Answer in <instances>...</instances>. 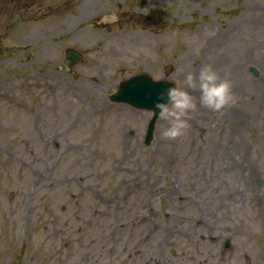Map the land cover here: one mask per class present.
I'll use <instances>...</instances> for the list:
<instances>
[{"label":"rangeland","instance_id":"rangeland-1","mask_svg":"<svg viewBox=\"0 0 264 264\" xmlns=\"http://www.w3.org/2000/svg\"><path fill=\"white\" fill-rule=\"evenodd\" d=\"M209 64L182 139L109 98ZM0 264H264V0H0Z\"/></svg>","mask_w":264,"mask_h":264},{"label":"clouds","instance_id":"clouds-1","mask_svg":"<svg viewBox=\"0 0 264 264\" xmlns=\"http://www.w3.org/2000/svg\"><path fill=\"white\" fill-rule=\"evenodd\" d=\"M166 80L172 86L160 93L154 107L159 118L165 122L161 130L164 139L184 138L191 127L192 114L198 111V106L223 114L227 107L235 103L232 83L228 79H222L210 64L201 68L198 75L186 71L183 82ZM191 89H198L199 96H194Z\"/></svg>","mask_w":264,"mask_h":264},{"label":"water","instance_id":"water-1","mask_svg":"<svg viewBox=\"0 0 264 264\" xmlns=\"http://www.w3.org/2000/svg\"><path fill=\"white\" fill-rule=\"evenodd\" d=\"M82 53L73 47L65 49V58L62 68L70 69L75 63L82 58ZM256 74L257 70L252 68ZM148 72L134 74L128 78L122 79L117 90L110 94V98L117 102H126L137 108L153 110V115L149 120L145 142L149 144L153 138V131L158 117V111L154 109L156 101L160 98V93L166 91L172 86L166 79L159 82L155 81ZM229 245V243H227Z\"/></svg>","mask_w":264,"mask_h":264},{"label":"bare ground","instance_id":"bare-ground-1","mask_svg":"<svg viewBox=\"0 0 264 264\" xmlns=\"http://www.w3.org/2000/svg\"><path fill=\"white\" fill-rule=\"evenodd\" d=\"M134 251H136V249H134ZM154 260H156V258H153ZM203 263V262H202Z\"/></svg>","mask_w":264,"mask_h":264}]
</instances>
